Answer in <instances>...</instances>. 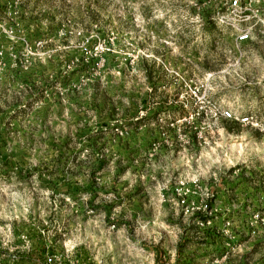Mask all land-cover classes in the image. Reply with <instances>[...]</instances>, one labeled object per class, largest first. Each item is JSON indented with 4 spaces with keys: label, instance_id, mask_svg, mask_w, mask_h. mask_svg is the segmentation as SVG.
I'll return each mask as SVG.
<instances>
[{
    "label": "rangeland",
    "instance_id": "1",
    "mask_svg": "<svg viewBox=\"0 0 264 264\" xmlns=\"http://www.w3.org/2000/svg\"><path fill=\"white\" fill-rule=\"evenodd\" d=\"M229 1L0 0V264H264V39Z\"/></svg>",
    "mask_w": 264,
    "mask_h": 264
},
{
    "label": "built area",
    "instance_id": "2",
    "mask_svg": "<svg viewBox=\"0 0 264 264\" xmlns=\"http://www.w3.org/2000/svg\"><path fill=\"white\" fill-rule=\"evenodd\" d=\"M225 20L236 21L235 41L237 44H246L264 39V0H230ZM226 119L237 120L242 125L258 128L259 123L252 116L236 118L230 110L222 113ZM264 224V217L255 216Z\"/></svg>",
    "mask_w": 264,
    "mask_h": 264
}]
</instances>
